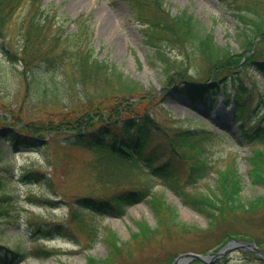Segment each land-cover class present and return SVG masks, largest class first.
<instances>
[{"label": "trees", "instance_id": "obj_1", "mask_svg": "<svg viewBox=\"0 0 264 264\" xmlns=\"http://www.w3.org/2000/svg\"><path fill=\"white\" fill-rule=\"evenodd\" d=\"M21 1L0 0V38H4V26ZM29 1L31 13L27 15L21 31L22 43L18 49L8 45L4 51L11 62L22 65L21 74L28 78L27 83L32 84L39 98L50 99L66 110L57 119L43 118L33 123L24 121L20 123L21 127L7 125L12 129L5 128L0 132V135L6 134L8 137L6 145L0 146V149H32L46 135L60 144L80 146L95 153L89 159V168L96 180L112 191L103 196L76 198L80 208L75 211L77 224L87 230V239L92 243L98 239L101 231L97 216L112 214L120 217L126 207L141 200L148 203L156 221L151 226L144 218L137 220L135 230L126 241H121L112 230L111 237H107L106 231L110 227L103 226L102 240L107 246L106 253L100 257L87 255L85 264H113L131 254L129 242L136 243L137 247L144 245L149 236L156 239L163 237V233L171 228H181L176 209L166 202L164 192L154 190L159 182L163 185L162 190L168 189L183 204L203 213L208 218L209 226L229 213L247 215L246 219L251 222L255 217L253 215L264 207V193L253 198L242 196L243 179L234 158L225 168H215L217 175L213 186L207 185L206 190L196 187L197 182L206 178L213 169L209 149L216 138L215 133L199 132L197 128L179 123L166 125L149 110H135L147 98L144 96V86L114 62L100 60L94 55L92 48L86 44L90 36L88 27L81 22L74 33L65 34L61 32L64 28L60 24L57 34L49 33L53 19L51 15L56 13V7H43L41 0ZM155 3L159 13L152 19V30H148L147 39L156 46L161 70L167 78L160 94L168 97L185 93L193 102L208 92L212 95L221 92L224 103L234 105L233 117L241 118L240 128L244 137L247 140L256 138L264 144V109L257 120L252 118L255 107L250 108L246 100L242 101L248 92L238 76L249 67L264 76V56L255 57L257 45H264V18L250 5L233 12L238 21L236 35L240 54L218 44L213 33L203 30L191 13L183 10L170 15L161 0H155ZM63 39L73 45L69 47L73 59L69 63L71 74L63 70L67 74L63 75L62 85L56 73L67 49L62 47L59 53H54V47L59 46ZM160 39L177 45H191L193 52L202 56L207 74L196 80L186 70L185 63L170 60ZM259 100L264 102V97L260 96ZM15 117L11 115V118ZM248 160L252 183L264 187V150L252 149ZM48 173L40 169L26 170L20 179L23 182L49 181ZM2 185L3 180L0 179ZM10 197L8 193L4 195L9 205L1 204L0 208L6 209L12 205ZM260 220H264V215ZM35 231L44 236L54 232L65 234L62 227L55 225L47 229L38 226ZM232 238L252 240L264 252L261 248L264 245L263 229L260 237L245 231H225L221 235V245L217 242L200 253H208L217 245L222 247ZM0 248H4V253L0 251V264H8L17 257H48L53 254L43 246H37L33 251L9 249L3 245Z\"/></svg>", "mask_w": 264, "mask_h": 264}, {"label": "rangeland", "instance_id": "obj_2", "mask_svg": "<svg viewBox=\"0 0 264 264\" xmlns=\"http://www.w3.org/2000/svg\"><path fill=\"white\" fill-rule=\"evenodd\" d=\"M41 1L43 7H56V13L51 15L53 19L50 23L52 26L48 28L49 33L57 34L58 25L61 24L64 28L61 32L72 34L81 22L84 23L90 30L89 40L84 43L92 48L94 55L100 60L114 62L144 86L143 92L147 98L135 110H149L158 121L166 125L179 123L197 128L199 132H217L209 149L213 169L206 178L197 182V188L206 190L207 185L213 186L217 175L215 168H225L234 158L243 179L242 196L253 198L264 193V187L252 183L248 173V156L251 150H264V144L256 138L247 141L242 137L237 128L240 121L231 119L232 108L222 107L220 95L216 97L217 103L212 108L201 100L196 103L198 107L193 109L186 106L188 97L184 95L166 97L160 94L167 78L161 70V59L156 54V46L147 39L148 29L152 30L150 22L159 13L155 0H141L140 3L137 0ZM161 1L170 15L183 10L191 13L203 30L213 33L218 44L228 46L231 51L240 54L236 35L238 21L233 12L250 5L264 18V0ZM30 13V1L22 0L4 26V38H0L1 131L5 128L12 129L7 125L21 127L20 123L24 121L33 123L43 118L57 119L66 110L50 99L39 98L32 84L27 83L28 78L21 74L22 65L16 61L11 62L4 51L8 45L12 49H18L21 45V31ZM139 14L147 18L145 25H150L149 28L138 19ZM106 18L111 19L107 31L100 28ZM81 40L83 42V38ZM160 42L165 46L164 51L170 60L185 63L186 70L196 80L207 74L202 56L193 52L191 45H177L165 39H160ZM62 47L67 51L62 57V65L56 63L60 65L56 77H59L63 85V75L66 72L71 74L69 63L73 54L69 47L72 48L73 45L63 39L59 46L54 47V53H59ZM60 56L61 54L58 57ZM262 56L264 45L258 44L255 57ZM238 76L239 82L248 92L242 101L246 100L250 108L255 107L251 116L258 119L264 109L263 100H259L260 96L264 97V76L252 67L243 69ZM11 115L16 117L11 118ZM43 136L40 143L32 149H0V179L3 180V185L0 186V205L8 201L4 199L6 193L11 195L12 203L6 209L0 208V247L3 245L21 251H33L37 246H43L54 254L48 257L29 255L10 264H85L87 255L100 257L106 253L107 246L102 240L103 226L110 227L106 231L107 237H111L112 230L121 241H126L135 230L137 220L144 218L149 225L156 224L150 206L145 200H141L126 207L125 213L120 217L112 214L97 216V222L101 224L99 237L93 243L88 241L87 230L77 224L75 211L80 208L76 198L85 195L103 196L112 190L103 187L89 168L88 162L93 158L94 152L80 146L60 144L52 137ZM60 138L58 139L61 140ZM7 139L6 134L0 135V146H5ZM35 169L49 172V181H20L21 172ZM162 189L160 182L154 187V190L164 192L166 202L176 209L177 221L182 223L181 228H171L163 233V237L156 239L149 236L144 245L137 247L136 243L129 242L131 254L124 257L123 261L118 260L113 264H171L179 254L200 253L210 245L217 242L220 244L221 235L228 230L261 236L264 220H260V217L264 215V207L253 215L254 221H248L245 217L247 215L241 213H229L221 221L209 226L208 218L203 213L183 204L169 190ZM165 223L168 225L169 222ZM57 224L65 230V234L55 233L48 237L41 233L35 235L38 226L47 228ZM89 244L91 247L87 248ZM220 248L218 245L212 247L207 254L209 258L204 261L191 258L181 264H264V258L257 256L251 249L233 247L216 255ZM261 248L264 249V245ZM195 260L197 261L193 262Z\"/></svg>", "mask_w": 264, "mask_h": 264}, {"label": "water", "instance_id": "obj_3", "mask_svg": "<svg viewBox=\"0 0 264 264\" xmlns=\"http://www.w3.org/2000/svg\"><path fill=\"white\" fill-rule=\"evenodd\" d=\"M233 245H234V246L236 245L235 241H231V242H229V243L225 246V249H229V247H231V246H233ZM251 245H252V244H251ZM239 246H240V245H239ZM256 252H258V251H256ZM185 255L190 256V257L192 256V257H195V258H202V259L205 258V257H200L199 255L194 254V253H186V254H182V255H180V256L178 257V259H180V262L185 260V259H183V257H184ZM178 259L175 260V264L178 263Z\"/></svg>", "mask_w": 264, "mask_h": 264}, {"label": "bare ground", "instance_id": "obj_4", "mask_svg": "<svg viewBox=\"0 0 264 264\" xmlns=\"http://www.w3.org/2000/svg\"><path fill=\"white\" fill-rule=\"evenodd\" d=\"M111 19L109 18H106V20H104L100 26V28H104L106 31L108 30V24H110L111 22Z\"/></svg>", "mask_w": 264, "mask_h": 264}]
</instances>
